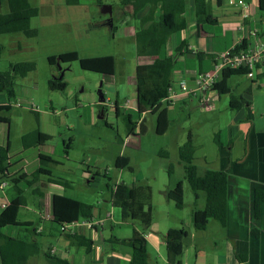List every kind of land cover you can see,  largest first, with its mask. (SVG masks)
Returning a JSON list of instances; mask_svg holds the SVG:
<instances>
[{"label": "rangeland", "instance_id": "obj_1", "mask_svg": "<svg viewBox=\"0 0 264 264\" xmlns=\"http://www.w3.org/2000/svg\"><path fill=\"white\" fill-rule=\"evenodd\" d=\"M28 2L38 9V15L30 20V27L37 30V36L28 38L21 33L0 35V72L7 71L10 64L35 63L33 72L23 79H16V95L10 100L9 112L0 113L10 120L9 125L0 123V142H9V158L12 163L10 171H23L32 175L39 166L38 154L41 153L55 161V164L49 166L52 175L69 181L71 187L63 191L52 184L41 187L20 182L18 186L24 190L27 204L19 211V221H33L34 227L40 231L47 228V222L40 219L38 209L33 205V202L39 200L32 193L37 186L46 194L61 193L88 203L95 208L94 216H99L102 221V227L99 226L98 229L99 239L95 240V251L91 255L92 264H112L109 240L128 239L132 230L143 229L137 222L121 220L119 209L108 203L110 192L106 184L109 183L112 187L123 182L146 186L152 196L151 223L144 230L147 236L144 240L148 264H169L163 242L168 230L178 228L187 232L182 255L178 258L180 264H227L224 254L226 239L219 223L210 220L208 229L203 232L193 228L191 212L194 207L203 205V194L198 193L200 198L195 200L193 192L184 181L177 146L184 143L187 134L191 133L197 158L194 164L199 167V173L205 168L202 156L207 157L208 167L217 169L218 146L214 141L215 136L220 135L221 141L226 144L230 127L236 119V110L228 108L229 95H218L215 91L207 94L196 92L185 99V104L181 103V100H177L178 95L184 96L179 88V79L186 77L185 73L192 68L190 64L184 66L177 63L172 70L173 82L168 89L167 113L170 125L163 135H158L155 133V116L136 112L135 68L138 64L150 63L152 58L136 56L133 34L137 29V21L129 17L131 9H123L118 0H79L77 5H67L65 0ZM236 2L237 0H222V5L218 6L215 0H210L211 13L216 17L224 14L223 11H237L241 7ZM103 6L111 7V16L101 14ZM6 11L4 5L0 12ZM186 14L189 21L186 33L193 51H198L199 40L193 36L196 28L192 21L191 0H187ZM111 26L116 29L112 30ZM203 27L208 32L215 28L210 24H204ZM199 31L201 34L202 30ZM217 43L221 44L222 41L218 40ZM171 45L170 40L167 52ZM71 51L77 52L80 58L113 56L114 74L84 71L80 69L78 62L61 64L59 67L48 64L49 56ZM192 58L195 59L194 56ZM59 69L63 72L62 79L67 85L66 89L51 91L46 83L60 75ZM257 76L258 74L248 79L253 81ZM230 79L229 86H233L238 80H245L239 75ZM189 86L192 84L189 83ZM260 87L264 89V80H261ZM255 96L256 94L252 96L254 106L261 109L263 104L258 103ZM3 97L7 102L4 95ZM263 98L264 95L261 96L262 102ZM114 104L118 107V116ZM34 112L38 115V128L51 139L42 147L23 149L20 137L37 128ZM101 113L100 119L98 116ZM128 114L136 123L135 134L128 133ZM251 125H255L256 130L263 127L264 114L262 118L257 114ZM69 141L71 147L65 155L64 144ZM161 152H166L167 156H161ZM118 156L128 158L131 170L115 168L114 162ZM96 172L98 175H93ZM105 172L109 181L103 177ZM38 178L42 181L46 176L39 175ZM177 181L182 183L183 188L181 209H177L172 201L164 197V191L172 189ZM13 194L10 184L3 185L0 189V210ZM41 209V214L45 216L48 211ZM105 213L111 216L105 218ZM1 231L10 237L28 240L33 237L31 228L28 227H5ZM35 239L42 251L65 243L64 239L59 238ZM147 239L151 242L148 243ZM112 246L116 250H129L115 243ZM76 251L78 249L72 247L71 252Z\"/></svg>", "mask_w": 264, "mask_h": 264}, {"label": "trees", "instance_id": "obj_2", "mask_svg": "<svg viewBox=\"0 0 264 264\" xmlns=\"http://www.w3.org/2000/svg\"><path fill=\"white\" fill-rule=\"evenodd\" d=\"M219 6L222 0H215ZM67 5H77L79 0H65ZM119 5L124 9H131L129 17L137 21V29L133 34L136 56L152 58L150 63L138 64L135 68V91H136V112L137 114L148 113L155 116V133L163 135L169 125L168 118V89L172 84V70L175 66L177 53L185 47L182 41L176 49L169 54L167 52V43L170 36L180 33L189 27L187 11V0H118ZM245 3V2H244ZM6 6L5 13L0 12V35L21 33L25 37L31 38L37 36V30L30 27V20L38 15V9L29 4L28 0H0V10ZM193 21L197 30H200L204 24L216 25L217 18L212 15L210 9V0H191ZM259 11L264 10V0H258ZM112 30L116 28L111 26ZM246 42L243 40L234 47V51L244 49ZM2 46H0V55ZM218 56H210L215 60ZM197 60H203L204 53L195 51ZM212 57V58H211ZM47 62L50 66H60L61 64H70L78 62L81 70L100 74L113 75L115 71V59L113 56L80 58L77 52L71 51L49 56ZM35 70L34 62H19L10 64L7 71L0 72V92H2L10 103L15 98L16 79L25 78L29 73ZM61 71V69H59ZM244 69H225L221 72L219 80L209 89L217 92L218 95H229V107L231 110L241 108L247 104L246 97H236L229 87L228 81L232 76L245 75ZM59 77V76H58ZM53 77L46 83L51 91H64L66 83L63 79ZM264 78V75L257 76L256 80ZM252 81V84L256 83ZM250 95V91H248ZM115 105V104H114ZM10 105L0 106L1 112H9ZM115 112L118 116L119 110L115 105ZM36 115L37 128L23 134L20 138L23 149L30 147H42L51 138L38 128V115ZM128 133H133L136 123L132 121L131 115H126ZM0 123L9 125L10 120L7 116L0 115ZM215 144L220 147L218 137L215 136ZM64 144V154H68L71 145ZM161 156H167L166 152H161ZM177 155L182 164L184 181L191 189L196 199L197 193L204 196L203 209H192V225L196 231H204L210 220L217 221L222 227L227 224L228 209V174L224 170L206 169L202 173L198 172L194 164L195 147L193 145L192 134L188 133L186 141L182 143L177 150ZM9 142L5 145L0 144V184L7 183L12 186L14 196L0 210V264H28L30 258L42 255L46 264H73L66 259L51 255L47 251H42L38 242L22 237H10L5 235L1 229L5 227H29L31 232L35 231L34 225L30 223H21L18 219L21 207L26 206L24 190L18 185L24 181L27 185L33 186L39 181V175L46 176L47 183L71 187L67 180L54 177L49 166L55 164V161L41 153L38 154L39 166L32 175L17 174L10 172L9 164ZM116 169H130L127 157L118 156L115 159ZM170 168V167H169ZM171 170V168H170ZM87 171H89L87 169ZM93 175H98L96 172ZM103 177H106V172ZM106 188L110 192L111 207L120 211V218L123 222H137L142 230H132L128 239L112 238L111 243L126 246L131 251L128 264H148V255L145 248V232L151 223V191L146 186L128 185L123 182L114 184L109 183ZM37 189L32 190L33 194ZM42 196V193H38ZM164 197L172 201L177 209L183 207V188L182 183L178 182L172 189L164 191ZM252 216L257 220L260 216L261 205L264 204V186L257 187L253 191ZM50 221L61 230L66 226H71L82 221L93 220V206L80 200L63 195H52ZM64 237L72 246L82 248L86 254H90L93 247V241L81 234L63 233ZM251 235L257 236V229L251 230ZM187 238V232L183 228L170 229L165 234V255L169 264H180L178 258L183 252V243ZM238 263L245 261V256H235Z\"/></svg>", "mask_w": 264, "mask_h": 264}, {"label": "crops", "instance_id": "obj_3", "mask_svg": "<svg viewBox=\"0 0 264 264\" xmlns=\"http://www.w3.org/2000/svg\"><path fill=\"white\" fill-rule=\"evenodd\" d=\"M238 1L239 0H237L236 2L237 5H238ZM242 1L245 2V4L248 6L246 16L242 15L243 9L239 5L241 8L238 9L237 11H232V12L223 11L224 14L220 16H216L217 24L214 25L215 28L211 29L209 32L205 31L204 27L202 26L200 29L202 30L200 34V31L197 30V28L194 25L196 31L193 34V36L198 37L199 40V42H197L199 46L198 51L204 53L203 60L199 61L195 57V51H193L194 49L192 47V44H190L189 37L187 36L186 33L187 30L180 33L172 34L170 36L169 41L170 40L172 41V45L168 51L169 54H172V52L182 41L185 42V47L183 46L179 51V53H177L175 65L177 63H182L184 66L190 64V67L192 68V69H188L187 72L185 71L186 77H182V78L180 77L179 80L192 79L200 72L209 70L212 66V61H213L212 59H210V56L213 57L217 54L225 52L226 50H229L230 48L236 47L243 40L246 42V47L251 46L252 44L254 45L257 42L264 41V10L259 11L258 0H242ZM220 5H222V2ZM216 33L219 35L217 36ZM191 40L193 39L191 38ZM218 40H221L222 43L221 44L217 43ZM193 56L195 57L194 60L192 58ZM241 77L242 79L245 80L244 81L238 80L237 83L229 87L231 88L234 96L246 97L248 103L243 105L241 108L236 109V119L230 127V130L228 132L229 136H228V140L226 141V144H224L221 141L220 135L218 136V140L221 145L220 147H218V153H217L219 167L217 169L214 167H208L207 165L208 163H206L207 157L202 156L205 165V168L203 170L206 169L224 170L228 174L229 191H228V204H227L228 205L227 224L225 227H222L219 224L222 229L221 231H223V235L226 239L224 254L228 260L227 264H264V204L261 205V212L259 218L257 220H254L252 216L253 191L257 187L264 186V126L256 130L255 125H251V122L255 120L257 114L259 115L260 118H262L264 114V98H263V102L261 99V96L264 95V89L260 87L261 80L264 79L260 78V80H256L255 84H252V80H249L245 75H241ZM230 80L228 82H230ZM210 91L211 90H208L202 93L207 94ZM248 91H250V95H248ZM254 94H256L255 98L257 102L263 104L261 109L254 106L253 98H252ZM3 95L4 94L0 92V106L9 104L8 102L5 101ZM187 97L185 96L182 97L181 95H178L177 100H181L180 102L184 103ZM228 108L230 109L229 103H228ZM247 123H249L250 126ZM133 134H135V131H133ZM0 144L5 145L2 144L1 142ZM179 146L180 145L177 146V150ZM196 159L197 158L194 159V162ZM9 164L11 168L12 166L11 161H9ZM197 169L199 172L198 166ZM10 172L17 174H26L23 171H16V172L10 171ZM178 182L180 181L175 182L174 185L172 186H175ZM36 185H39L41 187L42 186L47 187L51 184L47 183V179H45L42 181L39 180L35 184V186ZM57 187H60L61 190L63 191L67 189L62 186H57ZM35 189L39 190L36 193L39 200H36V203L33 202V205L34 207H37L38 209L37 213L40 215V219L47 222L48 225L47 228L43 231H40L36 227H34L35 231L32 233L33 237L31 238V240H35L37 242V239L35 238H44V237L50 239H55V238L64 239L65 243L62 246L58 245L55 247H49L47 249V252H49L51 255L66 259L73 264H92L93 259L91 258V255L92 252L95 251L94 249L96 247L95 240L99 239L98 237L99 226L102 227V221H100V217L94 216V209H95L94 206H93V221L98 220L100 224H97L92 228H88L86 225L81 224L82 222H78L76 225L72 226V228L77 234H81L93 241V247L91 253L86 254L82 248H77L72 246L71 243H69V241H67L64 237L63 233L65 231L64 232L61 231L58 226H56L50 221L51 197L54 194L56 195H62V194L61 193L46 194L38 186L35 187ZM39 192L42 193V196L38 195ZM63 196H67V195H63ZM199 198L200 196L197 193L195 200H198ZM108 203L111 206L110 199ZM4 205H2V207ZM203 207H204V196H203V205L199 208L196 207L194 208L200 210L203 209ZM41 208H45V210L48 211V213L45 216L41 214L42 212ZM110 216H111L110 214L105 213V218H109ZM21 223H30L34 225L33 221H29V220L23 221ZM208 226L209 223L206 229H208ZM254 228L257 229L258 231V235L256 237L251 235V230ZM206 229L204 231H206ZM34 236L36 237L34 238ZM144 237L145 238L147 237L146 234ZM117 239H125V238H117ZM110 240L109 243L111 244V247L109 248V256L111 255L112 257L111 263L128 264L131 256L130 249L116 250L112 246L114 245V243H111ZM147 242L150 243L151 242L150 239H147ZM163 243L165 244V242ZM72 247L78 249V251H76L75 253L71 252ZM81 253L84 254V257H82ZM236 255L245 256V261L238 263L235 258ZM28 264H46V263L44 261L43 256L39 255L37 257L30 258Z\"/></svg>", "mask_w": 264, "mask_h": 264}, {"label": "built area", "instance_id": "obj_4", "mask_svg": "<svg viewBox=\"0 0 264 264\" xmlns=\"http://www.w3.org/2000/svg\"><path fill=\"white\" fill-rule=\"evenodd\" d=\"M243 9L242 15H247L248 6L242 1H238ZM225 69H244L246 70L245 76L249 79L254 78L255 75H263L264 73V41L257 42L253 47L248 46L240 51L235 52L234 47L218 54L215 60L212 61V66L209 70L200 72L192 79H182L179 81V88L181 93L187 97L194 95L196 92L208 91L218 80L221 72ZM189 83L192 86H189ZM170 89V88H169ZM169 92V90H168ZM170 98V93H169ZM171 99V98H170ZM5 185L0 184V189ZM77 223L62 228L61 231L73 233L74 229L69 228ZM81 224L86 225L88 228L100 224L99 221H82Z\"/></svg>", "mask_w": 264, "mask_h": 264}, {"label": "water", "instance_id": "obj_5", "mask_svg": "<svg viewBox=\"0 0 264 264\" xmlns=\"http://www.w3.org/2000/svg\"><path fill=\"white\" fill-rule=\"evenodd\" d=\"M100 12L103 15H109V16H111V12H112L111 11V7L110 6H103V7H101ZM62 76H63V72L61 71L58 79H62ZM98 118H100V119L102 118V113H101V115L98 116Z\"/></svg>", "mask_w": 264, "mask_h": 264}]
</instances>
